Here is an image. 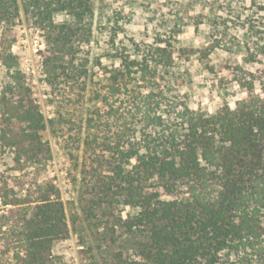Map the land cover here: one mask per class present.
<instances>
[{
	"label": "trees",
	"instance_id": "1",
	"mask_svg": "<svg viewBox=\"0 0 264 264\" xmlns=\"http://www.w3.org/2000/svg\"><path fill=\"white\" fill-rule=\"evenodd\" d=\"M21 6L27 14L33 8L70 18L55 25L56 38L41 51L44 67L54 68L46 79L54 91L62 76L70 86L81 77H68L58 45L94 9L87 0H0V62L10 78L0 95V150L13 154L20 174L0 176V264H52L53 247L69 238L72 223L45 171L52 159L42 137L47 120L12 53L10 26ZM175 20L163 19L164 34L151 44L132 41L131 53L106 54L120 64L106 69L108 83L95 93L101 106L77 128L84 133L80 174L96 193L93 205L139 210L120 218L128 233L144 238L138 258L115 253L104 264H264V27L243 25L241 41L221 29L225 21L214 22L212 48L243 46L244 63L259 68L236 67L241 98L209 114L191 108L167 79L185 26L179 15ZM105 26L118 50L115 27Z\"/></svg>",
	"mask_w": 264,
	"mask_h": 264
},
{
	"label": "rangeland",
	"instance_id": "2",
	"mask_svg": "<svg viewBox=\"0 0 264 264\" xmlns=\"http://www.w3.org/2000/svg\"><path fill=\"white\" fill-rule=\"evenodd\" d=\"M87 1L93 6V16L75 22L69 40L65 45H58V63H69L68 77L81 75L71 86L66 76L59 80L57 90L48 85L46 79L54 68L44 67L41 55L47 40L57 36L55 25L70 20L67 14L48 15V12L33 8L27 14L21 6L20 14L10 26L16 35L12 53L47 120L42 137L49 143L52 159L45 171L61 190L72 223L69 238L53 247L52 264H104L115 253L136 259L137 242L144 239L128 233L124 221H120L139 210L125 205L99 210L92 202L96 193L91 185L82 181L80 174L84 133L77 128L91 110L101 106L95 93L108 83L104 76L106 69L120 64L118 58L106 57L108 52L113 55L119 50L131 53L132 41L151 44L158 32L164 34L163 19H171L173 25L179 15L185 23L184 32L177 37L175 63L167 79L180 93L186 94L191 108L209 114H215L227 104L233 106L241 98L234 81L236 67L242 66L252 72L259 68L244 63L247 51L243 46L232 52L213 49L212 34L214 22L225 21L221 29L228 28L229 38L244 41L247 29L244 30L243 25L252 23L264 27V11L259 10L264 0ZM105 25L115 27L118 50L109 44L115 32L103 33ZM117 25L123 28L120 30ZM1 32L0 29V35ZM9 83L8 71L0 62V95ZM52 120L55 133L50 124ZM62 120L65 122L59 126ZM13 157L10 151L2 153L0 150V176L20 175L12 170Z\"/></svg>",
	"mask_w": 264,
	"mask_h": 264
}]
</instances>
